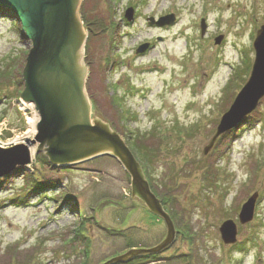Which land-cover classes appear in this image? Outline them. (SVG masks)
<instances>
[{"label": "rangeland", "instance_id": "obj_1", "mask_svg": "<svg viewBox=\"0 0 264 264\" xmlns=\"http://www.w3.org/2000/svg\"><path fill=\"white\" fill-rule=\"evenodd\" d=\"M79 13L91 119L129 143L177 231L164 252L129 264H264V98L203 153L249 79L264 0H82ZM168 14L174 25L148 24ZM31 46L0 5V148L31 151L28 165L0 179V264H105L156 247L166 224L133 196L117 159L57 167L38 142L28 144L41 120L21 98ZM255 195L253 219L241 224ZM226 221L237 226L234 244L222 240Z\"/></svg>", "mask_w": 264, "mask_h": 264}, {"label": "water", "instance_id": "obj_2", "mask_svg": "<svg viewBox=\"0 0 264 264\" xmlns=\"http://www.w3.org/2000/svg\"><path fill=\"white\" fill-rule=\"evenodd\" d=\"M82 0H0L2 8L17 18L26 38L31 42L24 70L25 88L22 101L33 104L40 115L38 133L29 145L39 143L46 149L51 164L67 167L84 163L102 156L117 159L131 177L133 196L140 198L152 214L162 219L167 235L162 243L150 249H133L124 255L114 257L105 264H125L138 257L160 254L176 240L175 224L158 196L147 181L141 166L127 146L125 140L113 130L109 122L91 119L92 105L86 91L87 67L84 55L87 35L80 18ZM133 9L126 18L133 19ZM176 20L171 14L151 25L170 26ZM207 30L205 20L201 21V34ZM222 36L215 40L219 44ZM149 45L141 46L137 53H144ZM255 60L250 77L227 113L222 117L207 155L220 136L245 124L264 98V26L257 32L254 41ZM31 151L20 145L9 149L0 148V178L10 174L19 166L28 165ZM257 195L243 206L239 215L241 224L253 219ZM225 244L237 241V226L226 221L220 228Z\"/></svg>", "mask_w": 264, "mask_h": 264}, {"label": "trees", "instance_id": "obj_3", "mask_svg": "<svg viewBox=\"0 0 264 264\" xmlns=\"http://www.w3.org/2000/svg\"><path fill=\"white\" fill-rule=\"evenodd\" d=\"M6 12V10H4ZM243 64L245 65V67L248 69L250 67L249 65V62H248V59H244L242 60ZM131 143V142H130ZM132 249V248H131ZM148 257H143V258H140V259H146ZM139 260V259H138Z\"/></svg>", "mask_w": 264, "mask_h": 264}, {"label": "bare ground", "instance_id": "obj_4", "mask_svg": "<svg viewBox=\"0 0 264 264\" xmlns=\"http://www.w3.org/2000/svg\"><path fill=\"white\" fill-rule=\"evenodd\" d=\"M82 53H83V55H85V51H82ZM147 75H149V74H152V73H146Z\"/></svg>", "mask_w": 264, "mask_h": 264}]
</instances>
